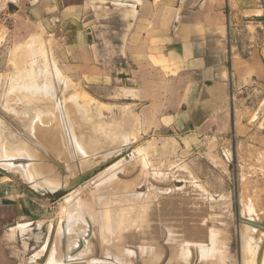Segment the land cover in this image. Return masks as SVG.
<instances>
[{
  "label": "rangeland",
  "instance_id": "obj_1",
  "mask_svg": "<svg viewBox=\"0 0 264 264\" xmlns=\"http://www.w3.org/2000/svg\"><path fill=\"white\" fill-rule=\"evenodd\" d=\"M85 1L0 0V178L56 213L36 229L42 241L32 240L27 257L41 250L35 264L43 255L44 264H264V150L232 131L200 125L192 133L188 119L142 112L140 83L118 53V13L127 12L118 0H96L97 13ZM94 14L108 46L88 25ZM75 42L82 51L68 47ZM35 121L55 133L61 153H45Z\"/></svg>",
  "mask_w": 264,
  "mask_h": 264
},
{
  "label": "crops",
  "instance_id": "obj_2",
  "mask_svg": "<svg viewBox=\"0 0 264 264\" xmlns=\"http://www.w3.org/2000/svg\"><path fill=\"white\" fill-rule=\"evenodd\" d=\"M118 1L119 10L133 15L118 13L123 25L118 53L140 83L135 92L142 112L167 123L188 119L192 133L200 125L204 130L215 127L216 134L232 131L238 141L253 139L264 150V0ZM95 2L84 4L97 13ZM99 18L94 14L88 25L97 30ZM101 30L94 35L108 46ZM75 43L68 47L82 51L84 44ZM55 214L0 178V264H35L34 255L41 250L27 257L32 240L42 241L35 231Z\"/></svg>",
  "mask_w": 264,
  "mask_h": 264
},
{
  "label": "bare ground",
  "instance_id": "obj_3",
  "mask_svg": "<svg viewBox=\"0 0 264 264\" xmlns=\"http://www.w3.org/2000/svg\"><path fill=\"white\" fill-rule=\"evenodd\" d=\"M33 43H34V42H33ZM31 44H32V42H31ZM34 51H35V50H34ZM41 52H42V51H41ZM37 54H38V53H37ZM39 55H41V54H39ZM28 57H29V56H28ZM32 58H33V57H32ZM41 58H42V57H41ZM44 59H45V57H44ZM43 61H44V60H43ZM34 62H35V61H34ZM34 62H32V63H34ZM43 63H44V62H43ZM27 64H28V63H27ZM30 65H32V64L30 63ZM50 67H51V66H50ZM24 68H25V67H24ZM24 70H25V69H24ZM25 71H26V70H25ZM25 71H24V72H25ZM31 71H32V69H31ZM46 71H47V70H46ZM20 73H21V72H20ZM20 73H19V76H20ZM55 73H56V71H55ZM28 75H30V74H28ZM52 75H53V74H52ZM33 84H34V83H33ZM35 85H36V84H34V86H35ZM26 86H28V85H26ZM30 86H31V85H29L27 88H29ZM16 87H17V86H16ZM32 87H33V85L31 86V88H32ZM34 88H36V87H33V89H34ZM46 88H47V87H44V89H43L42 92L47 94V92L44 91V90H50V89H48V88L46 89ZM31 90H32V89H31ZM34 90H35V89H34ZM34 90H33V92H34ZM31 92H32V91H31ZM31 92H30V93H31ZM36 92H37V90H36ZM36 92H35V93H36ZM35 93H34V94H35ZM32 94H33V93H32ZM37 115H38V114H37ZM60 120H61V119H60ZM61 122H62V121H61ZM72 123L74 124V123H76V122H72ZM72 123L69 124V125H72ZM34 124L36 125V129H35V131H36V137H35V139H38V141L42 142L43 144L46 143V145H49L50 147L57 148V142H56V140H58V139H55V135H54L55 133H54V132H53L54 134H53L52 132L47 133L48 131H47V132H44L43 129H45V128L42 129L41 127H40V128H41L42 130H40L39 127H38V126H39V125H38V124H39V121H35ZM61 124H62V123H61ZM73 126H74V125L69 126V128L71 129V127H73ZM74 127H75V126H74ZM46 129H47V128H46ZM46 129H45V130H46ZM70 129H69V130H70ZM72 129H73V128H72ZM100 130H101V129H100ZM64 133H65V132H64ZM104 133H105V132H104ZM119 133H120V132H119ZM69 134H71V133H69ZM72 134H73V133H72ZM72 134H71V135H72ZM72 136H73V135H72ZM72 136H71V137H72ZM57 137H58V136H56V138H57ZM73 138L75 139V136H73ZM65 139H66V138H65ZM114 139H115V138H114ZM75 141L77 142V144H79V143H78V142H79L78 137L75 139ZM75 141H72V142L75 144ZM34 143H35V142H34ZM73 143H72V144H73ZM63 144H64V143H63ZM80 145H81V144H80ZM73 146H74V145H73ZM78 146H79V145H78ZM76 147H77V145H76ZM80 147H81V146H80ZM80 147H79V148H80ZM74 148H75V147H74ZM83 148H84V147H83ZM83 148H82V149H83ZM46 149H49V148L46 147ZM80 149H81V148H80ZM80 149H79L78 151H80ZM83 150H84V149H83ZM83 150L79 152V154H78L79 156H81L82 154H84V155L86 154V152L83 153ZM37 151H39V150H37ZM75 151L77 152V148L75 149ZM42 152H43V151H42ZM80 153H82V154L80 155ZM39 155H40V154H39ZM65 157H66V156H65ZM49 159H50V158H49ZM58 159H59V158H58ZM78 160H79V159H78ZM51 161H52V160H51ZM61 162H62V161H61ZM96 162H97V161H96ZM48 165H49V164H48ZM53 165H54V164H53ZM60 169H61V168H60ZM63 170H64V169H63ZM63 170L61 169V171H63ZM84 170H85V169H84ZM58 171H60V170H58ZM47 172H48V171H47ZM52 174H53V173H52ZM62 174H63V172H62ZM57 175H58V174H57ZM74 177H76V176H74ZM117 201H118V200H117ZM97 203H98V202H97ZM114 203H115V202H114ZM119 203H120V202H118L117 205H118ZM122 203H123V202H122ZM115 204H116V203H115ZM115 204H114V205H115ZM123 204H124V203H123ZM117 205H116L115 207H117ZM112 206H113V205H112ZM118 206H119V205H118ZM115 207H113V209H114ZM119 208H120V207H119ZM117 211H118V210H117ZM114 212H115V211H114ZM113 214H114V213H113ZM116 214H117V213H116ZM113 216H114V215H113ZM117 216H118V215H117ZM111 217H112V216H111ZM116 219H117V218H116ZM68 222H69V221H68Z\"/></svg>",
  "mask_w": 264,
  "mask_h": 264
},
{
  "label": "water",
  "instance_id": "obj_4",
  "mask_svg": "<svg viewBox=\"0 0 264 264\" xmlns=\"http://www.w3.org/2000/svg\"><path fill=\"white\" fill-rule=\"evenodd\" d=\"M78 140H79V138H78ZM40 144H42L43 145V143L42 142H40ZM58 145H59V147H57L58 149H59V151H57V149L56 148H53V147H50L49 145H46V143H44V150H45V153H46V147L47 148H49V149H51L52 151H54L55 152V155H57L58 153H61L62 152V148H61V146H60V143L58 142ZM70 148L72 149L73 147H71L70 146ZM50 150V151H51ZM73 150H74V148H73ZM45 153H44V155H45ZM74 153L75 154H77L76 152H75V150H74ZM47 154V153H46ZM47 155H49L51 158H52V156L50 155V153L48 152V154ZM78 155V154H77ZM79 156V155H78ZM76 158V157H75ZM4 168V167H3ZM2 167H1V165H0V169H3ZM42 168V169H41ZM51 169V168H50ZM50 169H49V172H50ZM36 170L37 169H35L34 171H32L30 174L33 176V174H36ZM35 172V173H34ZM28 173H29V170H28ZM38 173H44V170H43V167L40 165L39 167H38ZM89 174H90V172L88 171V172H86V173H84V174H82L79 178H76L75 179V181H73V182H75V183H81V182H83V181H85L88 177H89ZM49 177H52V176H48L47 175V177L45 178L46 179V181H48L47 183H49V184H51V179L49 178ZM33 178V177H32ZM53 179H55V177L53 178ZM31 180V179H30ZM45 184V183H44ZM263 228H264V224L263 223H261L260 224ZM49 242H50V239H49ZM47 253V251H45V254ZM45 255H43L41 258H39L38 260H36V264H44V260H45Z\"/></svg>",
  "mask_w": 264,
  "mask_h": 264
}]
</instances>
